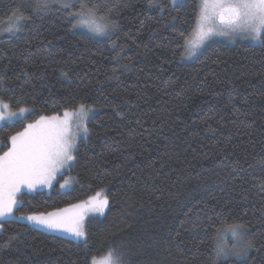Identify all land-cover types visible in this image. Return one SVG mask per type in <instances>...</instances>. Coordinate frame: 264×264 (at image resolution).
Wrapping results in <instances>:
<instances>
[{
  "label": "trees",
  "instance_id": "trees-1",
  "mask_svg": "<svg viewBox=\"0 0 264 264\" xmlns=\"http://www.w3.org/2000/svg\"><path fill=\"white\" fill-rule=\"evenodd\" d=\"M49 2L0 0V101L30 110L0 128V149L39 115L95 112L71 169L50 192L22 194L15 216L102 191L109 208L88 220L87 247L2 222L0 264H89L110 248L124 264H264V45L214 44L186 61L198 0H86L115 25L103 38L73 28L78 8ZM233 225L246 254L217 259Z\"/></svg>",
  "mask_w": 264,
  "mask_h": 264
},
{
  "label": "snow or ice",
  "instance_id": "snow-or-ice-1",
  "mask_svg": "<svg viewBox=\"0 0 264 264\" xmlns=\"http://www.w3.org/2000/svg\"><path fill=\"white\" fill-rule=\"evenodd\" d=\"M177 5L178 0H172ZM41 9H50L49 0H41ZM61 7L70 10L67 15L73 18V28H87L96 35H109L115 25L104 16H98L94 7H88L86 0H78L71 4L62 0ZM194 25L188 36L184 37V58L191 59L204 49L215 36L228 37L234 41L236 37L249 39L264 45V0H198ZM23 19V16L20 17ZM103 21V22H101ZM219 22V27L213 26ZM17 31L20 29L17 28ZM194 37V38H189ZM2 83V82H0ZM10 106L0 101V123L11 120L30 110L20 108L19 112L9 110ZM95 108L80 104L75 112L65 110L63 115H39L33 123L27 124L23 131L8 137L6 150L0 155V222L9 218L26 220L37 228L51 232H62L77 241H84L87 247V233L84 219L89 211L103 215L108 206L107 196L100 193L91 200L75 204L71 208L57 209L39 215L15 216L14 210L22 201L18 199L22 190L35 191L37 187H52L56 174L70 167L76 159L77 140L87 139L90 129L87 126L89 115ZM7 113V115H6ZM73 117L77 123L73 126ZM67 186V181L60 184ZM3 223H0V228ZM233 236L246 231L244 225L230 226ZM217 259L228 258L229 252L220 246L216 250ZM246 252L236 253L243 256ZM89 264H124L123 255L110 248L103 259L93 256Z\"/></svg>",
  "mask_w": 264,
  "mask_h": 264
},
{
  "label": "rangeland",
  "instance_id": "rangeland-1",
  "mask_svg": "<svg viewBox=\"0 0 264 264\" xmlns=\"http://www.w3.org/2000/svg\"><path fill=\"white\" fill-rule=\"evenodd\" d=\"M186 0H178V3H177V5H179V4H182V3H184ZM171 3H172V0H171ZM173 4V3H172ZM213 26H215V27H219L220 25H219V22L217 21ZM79 30H82V31H86V32H88V34H90V35H92V36H94V37H96V38H103L104 36H101V35H96L95 33H93V32H91V31H89V30H87V28H79ZM191 38H194V37H191ZM245 42H247V43H252V44H256V42L255 41H252V40H249V39H243L242 37H236L235 38V40L234 41H230L229 40V38L228 37H222V36H215V37H213L206 45H205V47H204V49H202V50H200L198 53H197V55L195 56V57H192L191 59H186L185 58V60L186 61H191V60H194V59H196L198 56H200L201 54H202V52L206 49V48H208L209 46H211V45H214V44H235V43H245ZM9 110L10 111H12L10 108H9ZM76 111V110H75ZM75 111H70V112H75ZM12 112H16V113H18L19 111H12ZM28 113L29 112H26V113H24V114H22V115H16V116H14L11 120H5L4 122H2V123H0V128L3 126V125H5V124H10V123H13L14 121H17V120H21V119H24V118H26L27 117V115H28ZM6 115H7V113H6ZM63 115V114H62ZM61 115V116H62ZM94 115V112L93 113H91L90 115H89V118H88V121H87V126H88V123H89V121H90V119L92 118V116ZM73 126H75V124L77 123V120H76V118L75 117H73ZM88 138V137H87ZM86 139H84L83 137H81V138H79L78 140H77V145H76V150H77V148H78V145H79V143L80 142H83V141H85ZM0 155H2V154H0ZM73 163H74V161L71 163V166L73 165ZM71 166L70 167H65L64 169H61V171L60 172H58L57 174H56V179L55 180H53V182H52V187L51 188H48V187H43V186H41V187H37L36 188V190L35 191H31V192H29L27 189H24V190H22V192H21V194H20V196L22 195V194H35V193H37V192H50L52 189H53V187L56 185V183H57V180H58V178L60 177V176H62L65 172H68L70 169H71ZM65 181H67V186L65 187V188H61V187H59V190L60 191H62V192H66V191H69L73 186H74V179L72 178V177H67L66 179H65ZM65 181L63 182V183H65ZM62 183V184H63ZM100 194H101V197H103V196H107L106 195V192L105 191H102V192H99ZM97 195V194H96ZM95 195V196H96ZM20 196H18V199H19V197ZM94 197V196H93ZM92 198V197H91ZM91 198H89V199H87L86 201H89V200H91ZM85 202V201H84ZM81 203H83V202H81ZM80 204V203H79ZM18 206H19V204H18ZM17 206V207H18ZM69 208H71V207H69ZM108 208H109V200H108V206H107V208L104 210V214L103 215H101V214H99L98 212H95V211H89L87 214H86V216H85V219H84V226H85V231L87 230V223H88V220H90V219H93V218H102V217H104L105 215H106V213H107V211H108ZM16 210V209H15ZM15 210H14V216H15ZM13 218H9L8 220H12ZM7 220V221H8ZM26 221V220H25ZM4 222V221H3ZM26 222H28V221H26ZM0 223H2V222H0ZM29 224H30V222H28ZM31 225V224H30ZM32 226V225H31ZM32 227H34V226H32ZM34 228H36V229H38V230H41V231H43V232H46V233H48V234H52V235H55V236H59V237H62V238H66V239H69V240H72V241H75V242H83L82 240L81 241H77V240H75L74 238H72L70 235H68V234H66V233H62V232H51V231H48V230H46V229H44V228H37V227H34ZM243 232V231H242ZM225 235V237H226V242L229 244L228 246V250H226V251H228L229 252V255H228V258H234V259H240V258H243L242 256H237L236 255V253H240V252H242V250L243 249H245V247H246V235L244 234V233H242L241 235H239V236H233V234H232V231H230V229H227L226 231H225V233H224ZM99 259H103V258H99ZM98 259V260H99Z\"/></svg>",
  "mask_w": 264,
  "mask_h": 264
}]
</instances>
